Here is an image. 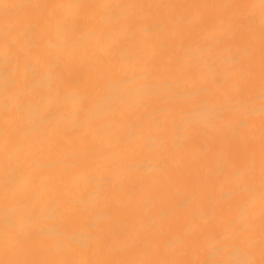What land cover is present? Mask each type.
Masks as SVG:
<instances>
[{"label":"bare ground","instance_id":"1","mask_svg":"<svg viewBox=\"0 0 264 264\" xmlns=\"http://www.w3.org/2000/svg\"><path fill=\"white\" fill-rule=\"evenodd\" d=\"M0 264H264V0H0Z\"/></svg>","mask_w":264,"mask_h":264}]
</instances>
